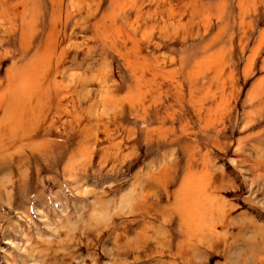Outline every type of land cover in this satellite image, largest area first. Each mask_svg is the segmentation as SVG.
<instances>
[{
	"label": "rangeland",
	"instance_id": "1",
	"mask_svg": "<svg viewBox=\"0 0 264 264\" xmlns=\"http://www.w3.org/2000/svg\"><path fill=\"white\" fill-rule=\"evenodd\" d=\"M0 264H264V0H0Z\"/></svg>",
	"mask_w": 264,
	"mask_h": 264
}]
</instances>
